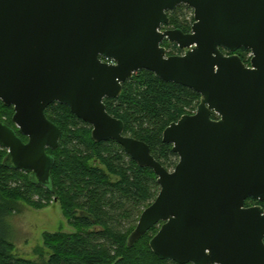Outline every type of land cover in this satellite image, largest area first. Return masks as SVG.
<instances>
[{
  "label": "water",
  "instance_id": "water-1",
  "mask_svg": "<svg viewBox=\"0 0 264 264\" xmlns=\"http://www.w3.org/2000/svg\"><path fill=\"white\" fill-rule=\"evenodd\" d=\"M181 4L194 10L191 31H159ZM164 40L184 53L168 55ZM143 69L202 96L163 133L179 156L173 170L126 136L104 101ZM0 101L14 107L19 130L0 121L6 162L41 185H51L47 149L61 139L45 113L54 102L91 124L96 142L115 140L153 169L160 191L129 246L163 221L150 240L162 260L264 264V208L246 205L264 201V0H0Z\"/></svg>",
  "mask_w": 264,
  "mask_h": 264
},
{
  "label": "trees",
  "instance_id": "trees-1",
  "mask_svg": "<svg viewBox=\"0 0 264 264\" xmlns=\"http://www.w3.org/2000/svg\"><path fill=\"white\" fill-rule=\"evenodd\" d=\"M185 9L191 10L181 4L169 12L170 25L189 32L194 15L189 17ZM167 44V40L162 43L166 48ZM170 45L182 52L176 44ZM249 51L241 48L236 53L248 63L244 53ZM201 99L193 89L143 69L123 83L119 97L104 101L107 111L124 121L125 134L149 144L155 158L170 168L176 166L179 157L173 145L163 141V133L172 122L194 113ZM45 113L61 129L59 147L47 149L55 159L50 186L37 183L31 172L11 168L6 162L8 150L0 146V264H176L160 259L151 250L157 225L133 246L128 244L143 209L159 194L153 169L139 166L115 140L96 142L92 125L72 113L68 105L54 102ZM13 114L14 107L0 101V121L17 129ZM213 117L217 115L213 113ZM35 194L40 195L37 202L32 200ZM52 199L61 204L76 231L44 233V244L51 251L49 259L33 261L14 256L10 217L16 203L33 201L35 207L42 208L44 200L48 203ZM253 204L264 208V201L246 202Z\"/></svg>",
  "mask_w": 264,
  "mask_h": 264
},
{
  "label": "rangeland",
  "instance_id": "rangeland-1",
  "mask_svg": "<svg viewBox=\"0 0 264 264\" xmlns=\"http://www.w3.org/2000/svg\"><path fill=\"white\" fill-rule=\"evenodd\" d=\"M185 9V12L191 17L194 15V10ZM172 27V26H171ZM167 54L177 52L176 49L167 44ZM246 59L251 63V51L244 53ZM17 127V126H16ZM175 167L168 168L173 170ZM115 179V178H114ZM33 201L40 200V195L35 194ZM33 201H31L33 203ZM43 201V200H42ZM29 201H18L16 203V211L10 217L11 235L14 242L13 255L18 258L28 260H40L42 258L49 259L51 251L44 244L45 232H66L73 233L76 227L71 225L63 214L61 204L52 199L50 202H42L45 204L42 208L35 207Z\"/></svg>",
  "mask_w": 264,
  "mask_h": 264
},
{
  "label": "flooded vegetation",
  "instance_id": "flooded-vegetation-1",
  "mask_svg": "<svg viewBox=\"0 0 264 264\" xmlns=\"http://www.w3.org/2000/svg\"><path fill=\"white\" fill-rule=\"evenodd\" d=\"M170 12V11H169ZM169 12H168V14H169ZM167 29H175V28H173V27H171V25L169 24V25H165L164 27H163V31L164 30H167ZM183 32H185V31H183ZM190 32V31H189ZM188 31L187 32H185V33H189ZM168 41V40H167ZM164 42H166V40H164ZM169 42V41H168ZM170 44H175V43H171V42H169ZM178 49H179V47H178ZM224 51V53L225 54H227V55H230V54H232L231 52H229V51H227V50H223ZM184 53V50H182V52L180 53V52H178L177 51V53L175 54V55H179V54H183ZM236 53V52H235ZM171 55H174V54H171ZM246 63V62H245ZM248 66H250V64H248V63H246ZM196 112V111H195ZM194 112V113H195ZM193 114V113H192ZM217 115V114H216ZM214 118V117H213ZM215 119H218V115H217V117L215 118ZM124 134H125V131H124ZM126 135V134H125ZM126 136H129V135H126ZM25 141H28V139L27 140H25ZM130 157V156H129ZM179 157V156H178ZM179 161V160H178ZM177 165V164H176ZM56 202H57V200H55ZM253 205H259V204H253ZM247 206H251V205H247ZM147 208V207H146ZM143 211H144V209H143ZM142 211V212H143ZM142 214V213H141ZM141 216V215H140ZM139 219H140V217H139ZM139 221V220H138ZM138 224V223H137ZM162 224H163V221H161L159 224H157V226H159V229L161 228V226H162ZM137 226V225H136ZM159 231V230H158ZM130 236V235H129ZM155 236V235H154ZM153 236V237H154ZM129 238V237H128ZM174 263H176V262H174ZM176 264H178V263H176ZM191 264H193V263H191Z\"/></svg>",
  "mask_w": 264,
  "mask_h": 264
},
{
  "label": "built area",
  "instance_id": "built-area-1",
  "mask_svg": "<svg viewBox=\"0 0 264 264\" xmlns=\"http://www.w3.org/2000/svg\"><path fill=\"white\" fill-rule=\"evenodd\" d=\"M159 31H163V27H161L160 29H159ZM108 61H110V60H108ZM111 62V61H110Z\"/></svg>",
  "mask_w": 264,
  "mask_h": 264
}]
</instances>
